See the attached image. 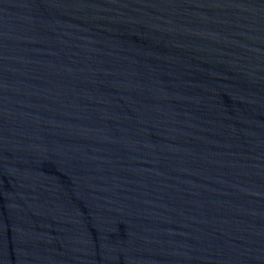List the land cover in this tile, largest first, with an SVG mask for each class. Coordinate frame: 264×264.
Returning <instances> with one entry per match:
<instances>
[{"label": "water", "instance_id": "water-1", "mask_svg": "<svg viewBox=\"0 0 264 264\" xmlns=\"http://www.w3.org/2000/svg\"><path fill=\"white\" fill-rule=\"evenodd\" d=\"M0 264H264V0H0Z\"/></svg>", "mask_w": 264, "mask_h": 264}]
</instances>
